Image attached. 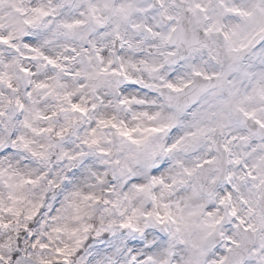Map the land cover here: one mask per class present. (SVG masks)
Returning a JSON list of instances; mask_svg holds the SVG:
<instances>
[{
	"label": "snow or ice",
	"instance_id": "snow-or-ice-1",
	"mask_svg": "<svg viewBox=\"0 0 264 264\" xmlns=\"http://www.w3.org/2000/svg\"><path fill=\"white\" fill-rule=\"evenodd\" d=\"M0 264H264V0H0Z\"/></svg>",
	"mask_w": 264,
	"mask_h": 264
}]
</instances>
